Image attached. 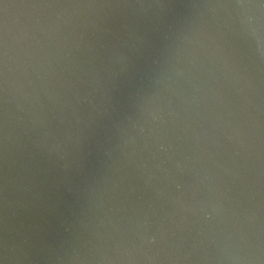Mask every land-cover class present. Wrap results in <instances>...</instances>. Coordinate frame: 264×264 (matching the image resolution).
<instances>
[{
    "label": "water",
    "instance_id": "1",
    "mask_svg": "<svg viewBox=\"0 0 264 264\" xmlns=\"http://www.w3.org/2000/svg\"><path fill=\"white\" fill-rule=\"evenodd\" d=\"M0 264H264V0H0Z\"/></svg>",
    "mask_w": 264,
    "mask_h": 264
}]
</instances>
